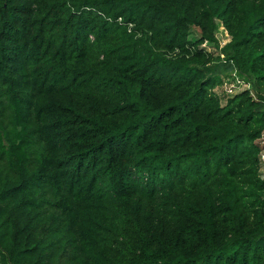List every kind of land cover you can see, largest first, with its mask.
<instances>
[{
	"label": "trees",
	"instance_id": "1",
	"mask_svg": "<svg viewBox=\"0 0 264 264\" xmlns=\"http://www.w3.org/2000/svg\"><path fill=\"white\" fill-rule=\"evenodd\" d=\"M261 138L264 0H0V264H264Z\"/></svg>",
	"mask_w": 264,
	"mask_h": 264
},
{
	"label": "built area",
	"instance_id": "2",
	"mask_svg": "<svg viewBox=\"0 0 264 264\" xmlns=\"http://www.w3.org/2000/svg\"><path fill=\"white\" fill-rule=\"evenodd\" d=\"M218 28L215 31V37L218 41V48H221V46H223L228 40H225V37H229L227 32L224 30L222 24L220 22H218ZM218 32L224 33V37H222L221 39L223 40L220 43V37L218 35ZM214 44H212L211 46H213ZM204 46L210 50L208 47L210 46V43H204ZM221 88L222 91L226 94V95H231L236 93L239 90H242L244 88H250V85L248 83H245L243 80L239 79L238 77H234V79H225L221 84ZM217 89V87H216ZM217 92V91H216ZM218 93V92H217ZM219 94V93H218ZM261 143H264L263 138H261ZM260 161H261V170H264V151L260 154ZM264 176V174H263Z\"/></svg>",
	"mask_w": 264,
	"mask_h": 264
},
{
	"label": "rangeland",
	"instance_id": "3",
	"mask_svg": "<svg viewBox=\"0 0 264 264\" xmlns=\"http://www.w3.org/2000/svg\"><path fill=\"white\" fill-rule=\"evenodd\" d=\"M190 32H191L190 36L193 37V38H195V36L198 35V28L192 27ZM218 35H219V37H220V43H221V42L223 41L221 38L224 37V33L218 32ZM228 39H229V37H225V40H228ZM211 45H212V44H210V46H209L208 48H209L212 52H214L215 54H219V48H217L216 46H215V47H212ZM221 74H222L221 76H222L223 81H224L225 79H227L228 76H229V73H227V72H226V73L223 72V73H221ZM250 86H251V85H250ZM256 89L258 90V89H260V88L257 87ZM216 91L219 93V95H220L221 97L226 96V94L222 91L221 85H219V86L217 87ZM252 92L255 93L254 88L252 89Z\"/></svg>",
	"mask_w": 264,
	"mask_h": 264
}]
</instances>
